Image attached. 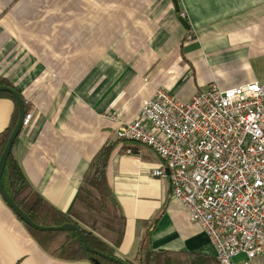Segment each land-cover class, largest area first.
Listing matches in <instances>:
<instances>
[{
  "label": "crops",
  "instance_id": "0c3cea01",
  "mask_svg": "<svg viewBox=\"0 0 264 264\" xmlns=\"http://www.w3.org/2000/svg\"><path fill=\"white\" fill-rule=\"evenodd\" d=\"M0 76L34 114L12 154L35 190L68 212L92 158L157 88L188 101L214 82L264 81V0H0ZM14 105L0 97V132ZM135 146L117 144L109 165L127 217L116 255L133 259L151 228L152 249L216 257L169 178L151 174L159 155ZM0 264L95 263L45 251L0 193Z\"/></svg>",
  "mask_w": 264,
  "mask_h": 264
},
{
  "label": "built area",
  "instance_id": "2783aa9c",
  "mask_svg": "<svg viewBox=\"0 0 264 264\" xmlns=\"http://www.w3.org/2000/svg\"><path fill=\"white\" fill-rule=\"evenodd\" d=\"M33 116L27 109L23 127ZM116 135L159 155L151 174L169 178L221 264H256L264 255V81L229 88L214 82L188 101L157 88L137 116L119 122ZM239 255L245 258L234 261Z\"/></svg>",
  "mask_w": 264,
  "mask_h": 264
},
{
  "label": "trees",
  "instance_id": "16d2710c",
  "mask_svg": "<svg viewBox=\"0 0 264 264\" xmlns=\"http://www.w3.org/2000/svg\"><path fill=\"white\" fill-rule=\"evenodd\" d=\"M0 85L17 89L2 76H0ZM0 97H8L15 104L10 124L0 132L1 156L17 124L19 109L11 93L0 92ZM25 105L28 109V104ZM119 143L121 151L128 149L134 151L135 145L139 142L130 138H118L104 145L90 161L68 212L59 210L35 190L14 158L12 151L7 159L2 178L4 186L17 205L36 223L43 226L76 223L92 248L115 256L116 249L123 243L127 229L126 214L109 177L111 157ZM24 224L38 244L57 258L68 261L90 260L93 263H95L94 258H98L102 264H118L87 251L76 231H44ZM151 231L150 228V231L146 233L136 256L126 260L129 264H221L217 256L208 254L152 249L149 243Z\"/></svg>",
  "mask_w": 264,
  "mask_h": 264
},
{
  "label": "water",
  "instance_id": "95a60500",
  "mask_svg": "<svg viewBox=\"0 0 264 264\" xmlns=\"http://www.w3.org/2000/svg\"><path fill=\"white\" fill-rule=\"evenodd\" d=\"M184 24L187 26V28H189V24L186 22V20H183ZM0 92H9L11 93L17 102L18 105V109H19V116H18V121L17 124L15 126V128L13 129L8 142L0 156V193L3 197V199L9 204V206L13 209V211L22 219V221L24 223H26L27 225L38 229V230H44V231H51V230H67V231H76L82 241L83 244L86 248L87 251L92 252L96 255L102 256L103 258L109 259L113 262H116L118 264H129L125 259H122L120 257H118L117 255L115 256H111L109 254L103 253L97 249L92 248L87 239L85 238L84 233L82 232L81 228L76 224V223H65L63 225H59V226H43L40 225L38 223H36L35 221H33L24 211L21 207H19L17 205V203L13 200V198L9 195V193L7 192L4 183H3V174H4V170H5V166L7 163V159L13 149V146L19 136V134L21 133L22 129H23V123H24V117H25V113H26V103L25 100L23 99V96L21 95V93L19 92V90L14 89L12 87L6 86V85H0ZM94 262L95 264H102V262L98 259V258H94Z\"/></svg>",
  "mask_w": 264,
  "mask_h": 264
},
{
  "label": "rangeland",
  "instance_id": "374dc122",
  "mask_svg": "<svg viewBox=\"0 0 264 264\" xmlns=\"http://www.w3.org/2000/svg\"><path fill=\"white\" fill-rule=\"evenodd\" d=\"M182 14H184V13L181 12V15H182ZM182 16H183V15H182ZM184 16H186V15L184 14ZM241 256H242V255H241ZM241 256H240V257H234L233 260H234V261H239L240 258H243V256H242V257H241Z\"/></svg>",
  "mask_w": 264,
  "mask_h": 264
}]
</instances>
